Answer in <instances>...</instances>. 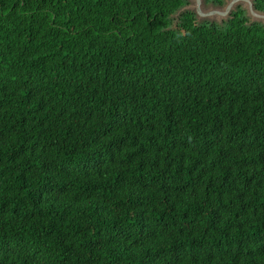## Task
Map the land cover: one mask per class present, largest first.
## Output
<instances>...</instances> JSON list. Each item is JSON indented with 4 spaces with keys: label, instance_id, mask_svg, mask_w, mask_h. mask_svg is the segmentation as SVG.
<instances>
[{
    "label": "trees",
    "instance_id": "trees-1",
    "mask_svg": "<svg viewBox=\"0 0 264 264\" xmlns=\"http://www.w3.org/2000/svg\"><path fill=\"white\" fill-rule=\"evenodd\" d=\"M189 4L0 0V264H264V22Z\"/></svg>",
    "mask_w": 264,
    "mask_h": 264
},
{
    "label": "water",
    "instance_id": "water-1",
    "mask_svg": "<svg viewBox=\"0 0 264 264\" xmlns=\"http://www.w3.org/2000/svg\"><path fill=\"white\" fill-rule=\"evenodd\" d=\"M232 4H235L236 6L242 5L252 21L264 22V11L256 9L253 0H226L225 4L220 7L212 5L206 6L203 0H194L192 4L190 0V4L187 8L193 9L199 19L209 18L221 22L230 15L233 9H235L231 7Z\"/></svg>",
    "mask_w": 264,
    "mask_h": 264
},
{
    "label": "snow or ice",
    "instance_id": "snow-or-ice-1",
    "mask_svg": "<svg viewBox=\"0 0 264 264\" xmlns=\"http://www.w3.org/2000/svg\"><path fill=\"white\" fill-rule=\"evenodd\" d=\"M231 7L235 8V7H236V5H235V4H232V5H231Z\"/></svg>",
    "mask_w": 264,
    "mask_h": 264
},
{
    "label": "rangeland",
    "instance_id": "rangeland-1",
    "mask_svg": "<svg viewBox=\"0 0 264 264\" xmlns=\"http://www.w3.org/2000/svg\"><path fill=\"white\" fill-rule=\"evenodd\" d=\"M194 0H191V3L193 4ZM222 17V16H221Z\"/></svg>",
    "mask_w": 264,
    "mask_h": 264
}]
</instances>
